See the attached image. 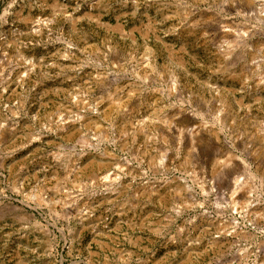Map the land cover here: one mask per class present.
Segmentation results:
<instances>
[{"label":"rangeland","instance_id":"obj_1","mask_svg":"<svg viewBox=\"0 0 264 264\" xmlns=\"http://www.w3.org/2000/svg\"><path fill=\"white\" fill-rule=\"evenodd\" d=\"M0 264H264V0H0Z\"/></svg>","mask_w":264,"mask_h":264}]
</instances>
